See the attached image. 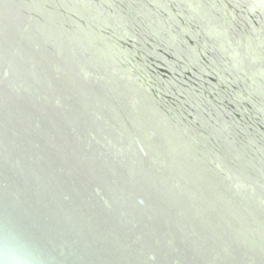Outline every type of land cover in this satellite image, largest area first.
Segmentation results:
<instances>
[{"label":"water","instance_id":"95a60500","mask_svg":"<svg viewBox=\"0 0 264 264\" xmlns=\"http://www.w3.org/2000/svg\"><path fill=\"white\" fill-rule=\"evenodd\" d=\"M2 250L264 264V0H0Z\"/></svg>","mask_w":264,"mask_h":264},{"label":"clouds","instance_id":"9594fccd","mask_svg":"<svg viewBox=\"0 0 264 264\" xmlns=\"http://www.w3.org/2000/svg\"><path fill=\"white\" fill-rule=\"evenodd\" d=\"M0 264H24L19 257L9 254L6 250L0 251Z\"/></svg>","mask_w":264,"mask_h":264}]
</instances>
